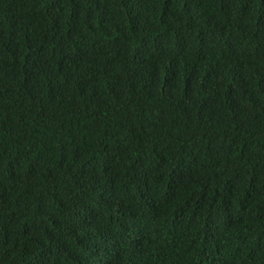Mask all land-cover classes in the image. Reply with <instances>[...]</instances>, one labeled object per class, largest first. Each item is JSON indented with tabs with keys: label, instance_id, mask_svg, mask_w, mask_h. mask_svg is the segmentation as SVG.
Masks as SVG:
<instances>
[{
	"label": "trees",
	"instance_id": "16d2710c",
	"mask_svg": "<svg viewBox=\"0 0 264 264\" xmlns=\"http://www.w3.org/2000/svg\"><path fill=\"white\" fill-rule=\"evenodd\" d=\"M0 264H264V0H0Z\"/></svg>",
	"mask_w": 264,
	"mask_h": 264
}]
</instances>
